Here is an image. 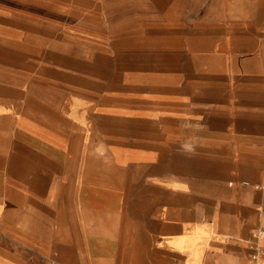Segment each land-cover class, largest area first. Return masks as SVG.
<instances>
[{
	"label": "crops",
	"instance_id": "0c3cea01",
	"mask_svg": "<svg viewBox=\"0 0 264 264\" xmlns=\"http://www.w3.org/2000/svg\"><path fill=\"white\" fill-rule=\"evenodd\" d=\"M260 229L264 0H0V264H264Z\"/></svg>",
	"mask_w": 264,
	"mask_h": 264
},
{
	"label": "built area",
	"instance_id": "2783aa9c",
	"mask_svg": "<svg viewBox=\"0 0 264 264\" xmlns=\"http://www.w3.org/2000/svg\"><path fill=\"white\" fill-rule=\"evenodd\" d=\"M252 236L255 238V242H253V252L251 253V257L254 261L264 257V247L260 243V238L264 237V229L257 230L252 232Z\"/></svg>",
	"mask_w": 264,
	"mask_h": 264
},
{
	"label": "rangeland",
	"instance_id": "374dc122",
	"mask_svg": "<svg viewBox=\"0 0 264 264\" xmlns=\"http://www.w3.org/2000/svg\"><path fill=\"white\" fill-rule=\"evenodd\" d=\"M27 8H29V6L27 5Z\"/></svg>",
	"mask_w": 264,
	"mask_h": 264
}]
</instances>
